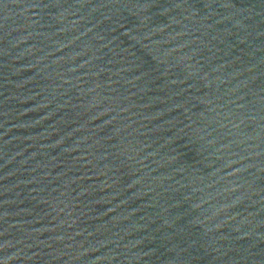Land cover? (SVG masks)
<instances>
[{"label": "water", "instance_id": "95a60500", "mask_svg": "<svg viewBox=\"0 0 264 264\" xmlns=\"http://www.w3.org/2000/svg\"><path fill=\"white\" fill-rule=\"evenodd\" d=\"M0 264H264V0H0Z\"/></svg>", "mask_w": 264, "mask_h": 264}]
</instances>
